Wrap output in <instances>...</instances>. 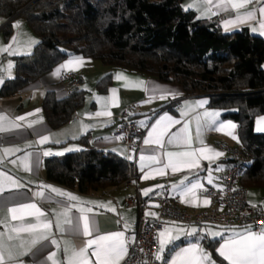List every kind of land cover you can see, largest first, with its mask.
Segmentation results:
<instances>
[{
    "label": "crops",
    "instance_id": "crops-1",
    "mask_svg": "<svg viewBox=\"0 0 264 264\" xmlns=\"http://www.w3.org/2000/svg\"><path fill=\"white\" fill-rule=\"evenodd\" d=\"M215 2L216 0H212V4L209 5L203 0H184L182 5L186 11L194 12L202 20L216 21L219 30L224 33L248 28L264 39V29L260 28V23L264 22V13L261 12L264 8V0H248L244 7L230 11L218 10ZM189 5L195 6L189 7ZM209 8L211 10L207 11ZM248 12H252L253 16L243 18ZM237 16L243 19L237 20ZM228 20L236 22L226 27L225 22ZM8 24L14 27V33L9 40L4 36V28ZM38 41V37L19 14L8 21L0 17V90L7 80L16 76V57L30 55ZM69 60L73 62L68 67L61 68L59 75H54L55 70ZM108 72L113 74L112 83L106 93H101L97 89V83ZM65 75H72L75 78L62 81ZM118 75L122 78L117 79ZM137 81H143L144 84L140 85ZM153 86L177 95L175 98L168 95L167 98L161 99L160 92L150 91ZM113 89L116 91L113 92ZM72 90L85 91V103L70 122L54 129L47 121L43 106L44 99L49 92H54L56 98L62 100L68 97ZM177 100L179 102L171 104L170 107L162 108ZM197 101H206V103L197 107L195 104ZM186 102L187 107H185ZM133 104L137 109L131 111L129 117L137 121L144 130L140 155L135 165L139 175L137 183L80 194L74 189L46 179L44 160L57 153L64 156L82 151L83 144L75 141L83 136H88L90 145L104 154L112 152L126 159L127 150L123 138H115L112 132L117 117ZM206 111L219 114L215 125L204 123L203 113ZM98 112H108L110 115L97 116ZM164 114L177 122L165 121L157 132L153 133L151 126ZM197 116L201 117L202 125L199 134ZM19 117L24 119H18ZM0 118H2L0 119V241L4 242L6 248L3 264H41L53 252L56 254L53 258L56 264H67V255L63 251L66 246L78 249L89 239L123 232L126 254L118 262L121 264L127 256L128 237L133 236L137 231L140 220L139 209L127 205L128 195L136 194L145 201L144 214L151 219H156L158 215L157 204L153 199L164 194L187 211L204 210L211 204L204 194L205 190L220 188L222 176L232 163L230 154L223 151L219 144L225 143L230 146L240 144L238 125L232 119L224 118L220 109L211 107L209 98H188L179 84L164 83L136 71L107 67L92 58L80 56L67 58L50 73L26 86L16 95L9 98L0 97ZM262 118L264 116L258 117L255 121V130L258 132H260L258 129L264 128ZM221 122L224 125L234 124L236 127H220ZM29 124L32 126L29 127ZM185 124L188 125L186 131L183 130ZM161 132L163 135H160ZM43 136H48L49 139L41 143ZM233 136L236 139H233ZM157 138L159 143L155 142ZM145 140L153 142L145 143ZM62 144L66 145L57 147ZM5 149L9 151L6 152ZM45 152L50 154L44 155ZM217 152L220 155H216ZM168 153L178 155L170 158ZM142 156L143 160H141ZM149 157H155V160H150ZM170 161L176 166L175 168L168 166ZM192 184H198L200 187L192 193H185L183 189ZM48 186L71 193L78 200L70 201L67 197L58 196L51 192ZM145 190H149L148 195L144 194ZM247 190L249 200L258 203L264 209V189ZM40 191L50 198L38 196L36 193ZM22 204H35L45 215L38 216L34 209H22L15 213L22 219H12L13 213L9 209H19ZM80 208L91 211L81 213ZM63 213H67V216L65 217ZM147 213L155 215H147ZM81 215H87L90 219V226L93 229L91 236L69 231L67 230L69 226L63 223L66 218H78ZM45 221L52 222L47 230L49 239L39 241L35 245L32 241L42 229L37 233L12 230L21 224H42ZM57 221L60 222V228L56 227ZM166 228L170 229L174 236H179V239L166 245L163 258L159 260L165 264H171L175 253L191 244H197L203 249L204 253L210 256L213 264H229L217 250L225 240L237 233L243 234L245 230L241 227L224 229L212 226H185L170 221L164 223L163 230ZM193 228L197 229L196 233L185 235ZM209 231L219 232L221 235L213 237L208 235ZM51 239L57 240L59 246L51 244ZM94 251L95 245L88 247L85 252L88 264H99L97 257L92 254ZM158 251L159 240L156 255ZM47 264H53V261L47 260ZM201 264L208 262L204 260Z\"/></svg>",
    "mask_w": 264,
    "mask_h": 264
},
{
    "label": "trees",
    "instance_id": "trees-1",
    "mask_svg": "<svg viewBox=\"0 0 264 264\" xmlns=\"http://www.w3.org/2000/svg\"><path fill=\"white\" fill-rule=\"evenodd\" d=\"M183 2L0 0V17L8 21L19 14L39 39L30 55L16 57V76L6 81L0 97L16 95L72 56L179 84L186 97L209 98L211 107L238 125L248 160L240 184L264 189V132L255 130L256 119L264 116V39L248 28L224 33L216 21L186 11ZM13 33V25L8 24L5 38L9 40ZM112 79V72L106 73L97 89L106 93ZM85 98L83 90H72L62 100L49 92L43 106L50 126L57 129L70 122ZM75 142L84 149L44 160L49 182L89 194L120 186L130 178L125 158L93 148L88 136Z\"/></svg>",
    "mask_w": 264,
    "mask_h": 264
},
{
    "label": "snow or ice",
    "instance_id": "snow-or-ice-1",
    "mask_svg": "<svg viewBox=\"0 0 264 264\" xmlns=\"http://www.w3.org/2000/svg\"><path fill=\"white\" fill-rule=\"evenodd\" d=\"M204 3H207L209 5L212 4V0H203ZM248 2V0H216L215 7L220 11H230L232 9H239L245 6V4ZM195 5H189V7H193ZM211 9H207V11H210ZM261 12L264 13V8L261 9ZM253 16L252 12H248L244 15L243 18H251ZM240 16H237V20H242ZM236 21L228 20L225 22L226 27L232 23H235ZM260 28L264 29V22L260 23ZM255 30V29H254ZM73 61L69 60L65 65H61L60 68H57L54 72V75H59L61 68L68 67L69 64H71ZM11 67V65H9ZM122 78L120 75L117 76V79ZM124 79H127L126 77H123ZM138 84L143 85V81H137ZM113 92L116 90L113 89ZM151 92H160V98L165 99L168 95H172L173 98L177 95L176 93L168 92L164 89H159L155 86L152 87L150 90ZM206 103V101H197L195 102L197 107L203 106V104ZM188 104L186 102L185 107H187ZM186 114V113H182ZM97 116L100 115H110L108 112H98L96 113ZM218 113L215 112H204L203 113V119L204 123L208 124L211 123L212 125L216 124V117L218 116ZM2 119V118H0ZM18 119H24L23 117H19ZM197 133L199 134V129L202 127L200 124L201 117L197 116ZM165 121L176 123L177 121L173 120L172 117L168 116L167 114H164L161 116L155 124H153L152 132H157V129L163 125ZM261 122H264V118H262ZM32 125L29 124V127ZM166 127V126H165ZM220 127H230L235 128L236 126L234 124H228L224 125L222 122L220 124ZM188 128V125H184V131H186ZM260 131H264V128L258 129ZM151 135V133H150ZM160 135H163V132L160 133ZM49 139L48 136H43L41 138V143L47 142ZM233 139H236L235 136H233ZM153 141L151 140H145V143H151ZM156 143H159V139L157 138ZM172 141L170 140L169 143ZM5 151H9L8 149H5ZM203 151V149L201 150ZM209 151H212L209 149ZM50 153L45 152L44 155H49ZM60 154V153H57ZM173 155H178L174 153H168V156L171 158ZM184 155H189V153H184ZM216 155H220V153H216ZM27 159V157H25ZM144 157H141V160H143ZM150 160H155V157H149ZM168 166H171L175 168L176 166L171 164V161ZM211 177H209V183H211ZM13 184H15V181H13ZM181 184H183V181H181ZM50 188L51 192L56 193L58 196L61 197H67L70 201H76L78 198L71 194L67 193L63 190L56 189L54 187L48 186ZM200 187L198 184H192L190 187L184 188L183 191L185 193H192L196 188ZM149 190H145L144 194L148 195ZM38 196L48 199L50 197H46L43 191H40L36 193ZM87 203V202H82ZM207 203V201H205ZM22 209H34L38 216H44V212H42L40 209L36 207L35 204H22L19 206V209L17 208H11L9 211L13 213L12 219H22L20 217H17L15 213L18 210ZM79 211L81 213H84L86 211H91V209H85L80 208ZM63 215L66 217L67 213H63ZM147 215H155L153 213H147ZM82 222V223H80ZM63 223L65 225H68L69 228L67 230L76 232L78 234H82L84 236H91L93 229L90 226V219L87 215H81L78 218H66L64 219ZM52 222L51 221H45L42 224H21L19 226L14 227L12 230L15 232H30V233H37L36 238L32 241V244L35 245L37 242L42 240H48L49 236L47 234V230L51 227ZM56 227L60 228V222L57 221ZM63 230V229H62ZM183 231V229H181ZM197 232V229L193 228L191 232H186L185 235H193ZM208 235L211 236H220L221 233L219 232H208ZM124 233L123 232H117L111 235H103V236H97L95 239H89L86 241V244L83 246H80L78 249L73 246H66L63 251L67 255V264H88L87 257L85 256V252L88 247H91L95 245V251L92 253L94 256L97 257L99 264H118V262L123 258V256L126 254V247H125V241H124ZM11 239V237L9 238ZM175 239H179V236H174L172 234V231L170 229H164L159 233V251L156 255V259L160 260L162 259V254L165 251V247L167 244L172 243ZM50 243L53 245H58L57 240L51 239ZM6 251L5 244L3 241H0V264H3L4 261V253ZM218 254L222 256L225 260L229 262V264H264V230H261L259 232H254L251 227H246L243 234L237 233L233 237L227 239L222 243L217 250ZM55 252L51 253L47 258L46 261L41 262V264H47V260L53 261V264H56V261L53 259L55 257ZM9 258L11 259V253L9 252ZM207 260L208 264H213V261L211 260L210 256H208L206 253H204L203 249H200L197 244H191L186 248H181L179 251H177L174 255V257L171 259V264H201L202 261Z\"/></svg>",
    "mask_w": 264,
    "mask_h": 264
},
{
    "label": "built area",
    "instance_id": "built-area-1",
    "mask_svg": "<svg viewBox=\"0 0 264 264\" xmlns=\"http://www.w3.org/2000/svg\"><path fill=\"white\" fill-rule=\"evenodd\" d=\"M75 76L65 75L62 81L74 79ZM135 104L130 105L118 117L114 124L113 136L123 138L127 150L126 161L130 167V178L124 183H137L139 175L135 165L140 155L141 141L144 130L137 121L129 117L136 111ZM219 147L230 154L232 163L224 172L220 188H208L205 196L210 206L204 210L190 212L171 201L165 194L153 201L157 204V218L151 219L144 214L145 201L136 194H129L127 205L138 208L140 220L137 231L128 237L127 256L121 264H165L156 259L159 233L167 221L185 226H212L219 228L251 227L254 232L264 229V209L256 202L249 200L248 190L240 184V179L248 160L240 144L230 146L225 143ZM52 157H60L54 154Z\"/></svg>",
    "mask_w": 264,
    "mask_h": 264
},
{
    "label": "water",
    "instance_id": "water-1",
    "mask_svg": "<svg viewBox=\"0 0 264 264\" xmlns=\"http://www.w3.org/2000/svg\"><path fill=\"white\" fill-rule=\"evenodd\" d=\"M31 4H29L28 6H26L22 11H24L27 7H29Z\"/></svg>",
    "mask_w": 264,
    "mask_h": 264
},
{
    "label": "rangeland",
    "instance_id": "rangeland-1",
    "mask_svg": "<svg viewBox=\"0 0 264 264\" xmlns=\"http://www.w3.org/2000/svg\"><path fill=\"white\" fill-rule=\"evenodd\" d=\"M260 131V130H259ZM256 132H258V131H256ZM264 131H260V132H258V133H263Z\"/></svg>",
    "mask_w": 264,
    "mask_h": 264
}]
</instances>
